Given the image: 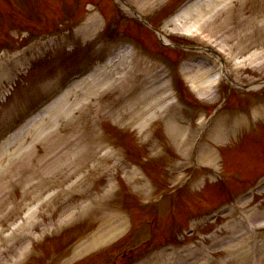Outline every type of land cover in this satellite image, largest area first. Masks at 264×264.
<instances>
[{"label":"rangeland","instance_id":"374dc122","mask_svg":"<svg viewBox=\"0 0 264 264\" xmlns=\"http://www.w3.org/2000/svg\"><path fill=\"white\" fill-rule=\"evenodd\" d=\"M46 1L48 2L49 7L48 10L44 12V17L46 19H54L57 21L59 14L67 12V4L66 6L62 4L55 7L52 4L53 0ZM85 1L90 2L93 0ZM128 1L142 11L139 12L140 14L153 19L156 28L163 31V34L167 36V39L171 44L169 46L160 45L158 41H154L155 38L158 40V37L152 32L151 34L154 35H152L154 39L149 35L144 36L147 31H135L131 25L138 27L136 24H142L127 11H122L124 13L119 11L117 12L119 16L116 15L117 18L121 20L119 22L121 24L120 28L123 32L126 31V33L129 32L134 33V35H139L144 42L146 49L159 54V56L165 55V58L169 57L173 59L179 55L178 62L181 64L176 68L180 77H186V75L192 73L193 70L199 69V67L194 65H188L190 61L188 58L186 64L182 61V58L185 57L186 54L181 52V48H183V46L198 47L201 43L192 44L190 41L188 42V39H182L179 33H177L180 29L179 22H170V15L172 13L171 9H173L174 4L178 0ZM229 1V9H227V11L230 18L227 20H224V15L226 14L225 10L221 9L216 15L219 17V20H217V23L214 25L202 23V25L199 26L197 23L192 24V16H189V18L186 17L185 19L182 18L180 23H184L183 21H185L184 24L187 26L185 30H192L193 27L197 28L199 26V29L197 30L200 31L202 35H205V39H215L222 44L221 46H228L231 49L230 54H228L231 61L230 63L228 61L226 70L229 71V74L232 76L231 78H234V80L243 86L249 84V82L255 83L258 79H264V28L260 27L259 32L260 34H263V39L260 41L258 38L256 46L249 45L251 48H247L246 36L244 37V31H249L245 26V22L248 19H251L246 18L247 16H255L261 23H264V0ZM32 2H34V0H27L24 3V7L22 2H20L19 7H14L11 4H8L11 3V1L0 0V5L7 9H11L13 12L19 13L20 11L17 9H22L23 11L27 10L32 6ZM106 2V7L110 6L109 2L111 1L106 0ZM243 2L245 3L244 6H242ZM142 3L148 7V9H145L146 11L141 9L143 8L141 6ZM245 6L246 8L243 13V7ZM252 6L254 8H252ZM217 7L218 6L213 7L211 10H217ZM24 12L25 14L27 13L26 11ZM28 12L30 13L29 19L31 21H27L25 27L32 30L33 28H40L39 25L43 26L42 18L39 13L35 12L34 9H31ZM222 21H227L229 23L226 25L221 23ZM6 22L7 20L5 21L4 27L0 28V48H2L1 41L7 36V30L10 27L19 26V23L6 24ZM111 22H115V20H112ZM210 23H212V21ZM85 33L86 31H83L82 34ZM92 33H94V31H92ZM78 36L70 32L64 38V44L73 48V52L69 57L61 56V54H59V46H53L48 55L38 60L36 65L30 67L25 73L23 76L25 79V85L26 83L27 85L32 82L37 83L34 88H31L30 86L32 92H29L30 89L25 91L26 93L29 92V94L28 96H24V99L32 101L28 104V109L23 111L18 117L15 116V110L20 108L23 95L20 98L21 100L14 103L11 102L8 105V115H5L3 119L6 121L8 119L14 120L11 122L9 121L8 124L4 125L1 118L2 116H0V139L9 134L21 120H24L29 116L31 111H34L50 100L57 98L60 93L65 91L66 86H68L71 81V74L68 73L71 68L74 67L77 69L76 72L80 75L87 72V66L85 64L88 60L86 55L84 57V53L89 54L86 45L87 42L86 44L82 43L84 39L81 38L79 41ZM41 43V46L43 47V40ZM14 44L16 45L15 42ZM82 46L84 49L81 48ZM81 50L84 51L81 52ZM56 52L58 53L56 54ZM253 55L257 57V59L254 57L250 58ZM81 57L83 59H81ZM138 58L139 53L137 54V57H134L133 70L130 75L128 72L129 69L126 68L127 65H121L122 67H125L122 74H128L129 77L132 76L131 80L125 81L128 75H126L120 83L118 80L112 82V78H102L100 81L102 84L93 87L99 88H95L93 91L89 92L87 96L84 95L85 89H87L86 87L89 85L86 81L82 82L81 85L79 84L80 86H78V88L73 86L74 88L69 90L67 96L61 100L54 109L44 113L40 119L38 116L37 119H35L36 123L27 131V133L30 134L27 135L28 139H35V142L38 143L34 145L37 150H35V153L33 154H36V156H40V153H43V148L46 145H51V148L58 150V145H63L65 142L70 141L72 142L70 149L74 151L72 156L67 160L55 164V168L54 166L49 168L50 165H45L46 167H42L37 173L43 181L40 185L42 204H40L39 207L40 213L43 212V214H41V219L39 221L41 226L34 229L36 233H31L32 236H38L43 241V244L46 243V245L44 246L42 244V246L34 240L30 241L32 244L28 245L27 248L31 250V254L28 258L34 255L33 257L36 260L38 259V262L42 261L44 264H49V262L46 261V246H51L53 248L60 247L62 251L69 241L75 245L82 239L81 245L77 246L74 251H72L73 249L69 251L64 250V253H62V260L57 264H63L65 260H69L77 255L78 249H80L82 244L84 245L89 241L91 242L93 237L102 235L106 228H110L109 226L115 223H112V219L115 216H110L113 211L112 208H116L117 205L121 206V201L118 202L117 200L116 203V197H114L115 193L113 192L115 189H117L119 195L127 194L128 198L135 199L138 203H154L160 200L165 204V202L168 203V199L165 197L166 191H169L173 187H180L187 184L188 187L186 188L191 190V193L186 195L184 199L179 198L178 203L188 207V215H192L197 208L212 206L222 199H220V197L226 198V195L222 196L215 191L214 187L217 183H211L215 182L214 179L221 178L220 180L218 179V181L223 180L224 182L226 180L229 185L228 192L231 190V195L232 191L236 192L240 190L248 181L264 173V132H256L251 138L247 135V132L245 131L246 129L239 124L242 121L234 122L230 119L228 124L232 122L234 123L232 125L233 128L229 129L231 130V134L228 135L229 141H226L225 148H232V153L228 155V158H221V156H219V158L217 156L212 162V164L216 165V168L218 167L215 177H208L209 173H207L206 169L200 167V165H197V163L194 162L197 161V152L193 153L192 156H189V152L184 148L183 154L182 148L179 149L178 147L180 146L179 134L177 137H174L172 134L169 135L166 132L165 126H168L170 122L173 121L170 110L159 114L158 118L154 121H152V119L149 120L152 115L151 111H153V105L156 104L154 99L160 91V80L158 79V85H150L149 83H152V78H148V73L143 71V67L137 62L138 60H136ZM186 67H188L187 70H185ZM186 71H188L187 74ZM134 73L141 74L142 76L137 78V80H134ZM119 75L120 73H113L112 77H118ZM89 78H94V80H96L97 76L91 75ZM186 82L189 83L187 80ZM72 85L73 84H71V86ZM23 88L24 87L20 85L14 91L13 95L7 93L6 98L0 102V110L2 103L7 102L11 95V100L17 96H21L19 92ZM185 88L187 90V96L191 97L193 94L189 91V87H186L185 85ZM206 89H208V87H206ZM146 92H149L152 95L153 98L151 101L145 99L144 93ZM77 99H79V101L75 103ZM246 100H243L242 104L247 107V101H249V99ZM71 103L74 105L72 106L73 112L71 116L66 115L65 119L56 121L54 117L56 110ZM67 108L69 107L66 106V109ZM262 121H264V119L259 121V127L261 124L264 125ZM123 147L126 150V153ZM212 148L213 151H215V146H212ZM91 149L94 150L93 155L88 154ZM234 150L236 151V154L233 153ZM101 153L104 155L99 157L98 154ZM94 155H97L101 160H95L97 158L96 156L94 157ZM88 156H92V158ZM87 158L89 159L88 161H86ZM127 161L144 164L142 167L143 172H140V174L135 169V171L131 169L133 167ZM84 162H88L85 170L90 165L98 166L97 169L93 168L92 170H88V176H85L83 179L82 186L86 187L85 190L80 193H76V189H72L70 192L63 191L64 187L73 186L74 188H77V185L78 188L81 187L80 184H77L78 174L69 175L67 177H65V174L73 169L72 165L74 163L79 167ZM61 167H64L63 170H60ZM108 168L110 169L107 170ZM105 173L109 175L110 181L115 184V187H108L107 183L109 182V177ZM28 174L29 172L25 173L23 170L19 175L26 177ZM226 174L230 176H227ZM233 174H236L246 181L244 183L238 182L235 180ZM201 178H205V180L197 185V181L201 180ZM19 189L20 188H16V190L13 191L14 197L19 196ZM259 191L260 190L255 192V196L247 206L255 209L253 211V216L257 222L260 221L257 213L264 214V190ZM227 198H230V201L237 199L234 195L231 197L228 196ZM131 200L128 202L129 205H132V201L134 204V200ZM113 202H115V206H112ZM33 204L34 203H31L29 205ZM163 206L166 207V205ZM131 207L132 211H134L133 206ZM74 212H78L79 215L73 214ZM145 215L148 216V214ZM180 217L182 219L183 215L180 214ZM143 218L145 217L141 214L135 217L137 221ZM77 223H81V226H75ZM166 225L167 223L165 220V234L167 231ZM84 227H86V234L85 231H83ZM66 229L72 231H67ZM10 230L11 229L9 228L5 232L7 233ZM40 230H45V232L42 234ZM125 230V232L116 240L113 241L112 239L110 240L107 238L99 244L97 248L94 249L93 247L90 249L91 251L85 253L84 258H89L88 260L79 258L70 264H104L113 259V257L110 256L111 253L110 255H106L107 252H127V250H132L136 247L139 242L148 239L145 226L138 232V234H133L132 236L127 234L128 228H125ZM115 231L118 234L123 231V228L116 226ZM73 232H79L83 235L75 234ZM71 234L72 236L69 238ZM198 236L199 234H194L193 237H190L189 240H187V243H191L192 241L195 242L194 239L200 241V237ZM155 241H160L159 235L157 240L156 237L154 238L153 242ZM202 241L205 240L202 239ZM90 242L89 245H92ZM9 246V248L0 250L1 254L7 261L6 264H10L13 261L14 252L18 247V242ZM219 254L222 255V253ZM139 255H141V253H137L134 256V259H138L137 256ZM191 256H194V254H191ZM63 259L65 260L63 261ZM105 259H107L106 262ZM166 259L168 258L165 257V264H168ZM155 261L158 263L159 260ZM26 263L27 259L22 264ZM185 263H187V259L179 262V264Z\"/></svg>","mask_w":264,"mask_h":264},{"label":"bare ground","instance_id":"6f19581e","mask_svg":"<svg viewBox=\"0 0 264 264\" xmlns=\"http://www.w3.org/2000/svg\"><path fill=\"white\" fill-rule=\"evenodd\" d=\"M217 2H219V3H217ZM145 3V2H144ZM147 3V2H146ZM214 3H217L216 5L218 6V7H220V9H224V7H227V4H228V2H227V0H217V1H215V2H212L210 5L208 4V6H207V10H204L203 9V7H206V5H203V6H201V8L197 11V13H189V10L187 11L188 13H187V15H191L193 18H192V20H193V22H192V24H194V23H197V24H199V26L200 25H202V23H208V21H209V23L211 22V21H216V20H218V16H216L217 15V13L220 11L219 9L217 10V13L216 14H214V15H212V16H208L207 14V11L209 12V13H211L213 10H211V8H213V7H215L216 5H212V4H214ZM245 5V3L243 2V4H242V6H244ZM141 6L142 7H144L145 9H147L148 7L145 5V4H141ZM211 6V7H210ZM210 7V8H209ZM246 8V6L245 7H243V13H244V9ZM252 8H254L253 6H252ZM227 9H228V7H227ZM255 10H256V8H255ZM226 12V14L224 15L225 17H224V20H227V19H229L230 17H229V14H228V12L227 11H225ZM181 17H183L184 19H185V16H181ZM212 18H213V20H212ZM246 18H251V19H248L246 22H245V26H246V28L247 29H249V31H244L245 32V34H244V37L246 36V43H247V45H248V47L247 48H251L249 45H252V46H256V41L258 40V38H259V40L261 41L262 39H263V34H260V32H259V30H260V27H262V28H264V23H261L258 19H257V17H255V16H247ZM250 20H251V22H250ZM260 22V23H259ZM217 23V22H216ZM221 23H223V24H228L229 22H227V21H222ZM213 24V23H212ZM199 26L196 28V29H199ZM250 30H251V32H250ZM226 31V30H225ZM248 33V34H247ZM257 35V38H256V35ZM259 41V42H260ZM165 43H168V40L167 39H165ZM258 55V54H257ZM255 58V59H257V57H255L254 55L253 56H251L250 58ZM187 72L188 71H186V74H187ZM192 72V71H191ZM189 75V76H188ZM187 75V77H188V79H189V82H190V85L193 87V89L195 90V91H203L204 89H205V83H206V85H207V83L209 82V81H207L206 80V76H207V72L205 71V69L204 68H202V67H199V69H196V70H193V72L192 73H190V74H188ZM78 85V83L76 84V86ZM73 88V87H72ZM77 88H78V86H77ZM70 90V89H69ZM69 92V91H68ZM87 92V91H86ZM85 92V96H87V94H88V92L86 93ZM79 101V99H77L76 100V102L75 103H77ZM72 105H70V107H71ZM40 112V111H39ZM167 132L168 133H170V134H172L174 137H176V135H177V132H178V130H177V128L174 126V124H170V126L168 127V129H167ZM10 154H11V152L10 153H8V152H5V153H3L1 156H0V187H2V185H3V183H5V182H3L2 183V181L4 180V179H6V177H10L11 175L12 176H14L15 175V173H13V170H12V163L14 164V162H11V161H9L8 163H7V165H4V163H3V157H6L7 155H9V157H10ZM26 155H28L25 151H22V150H17L16 151V153L15 154H13L12 153V156H11V158H10V160L12 159V157H13V161H15V160H20L21 162H24V163H27L28 162V158H26L25 156ZM209 156H211V159H212V161H214V159H215V157H216V155L214 154V155H209ZM212 164V163H211ZM14 174V175H13ZM11 178V177H10ZM0 195H1V193H0ZM258 217L259 218H262V217H264L262 214H258ZM5 219V215H2L1 217H0V221L1 220H4ZM4 223V222H3ZM3 223L1 224V226H3ZM110 228H106L105 229V231L102 233V235H99V236H95L94 238H92L91 239V244L93 245V246H95V245H98V244H100L101 242H103L104 240H106L107 238L108 239H110V238H112L113 236H115L117 233H116V231H115V226H114V224H112L111 226H109ZM89 242H87L86 244H84V245H82L81 247H80V249H84V248H86V247H88L89 246ZM79 249V250H80ZM88 249V248H87ZM86 249V250H87ZM221 250L222 251H224V252H228V253H230L231 255H233L237 250H236V248L235 247H233L232 246V244H230L229 242L227 243V244H225L224 246H222L221 247ZM195 263V262H194ZM196 264H198V262L196 263Z\"/></svg>","mask_w":264,"mask_h":264}]
</instances>
